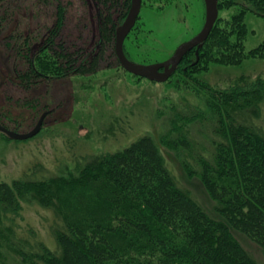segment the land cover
Here are the masks:
<instances>
[{"label":"trees","instance_id":"trees-1","mask_svg":"<svg viewBox=\"0 0 264 264\" xmlns=\"http://www.w3.org/2000/svg\"><path fill=\"white\" fill-rule=\"evenodd\" d=\"M218 7L235 11L217 19L199 62L189 67L192 74L199 66L236 65L264 56V41L249 50L244 45L245 16L264 18V0H218ZM63 16L59 10L55 28ZM29 65L26 73L15 74L17 79L36 74L34 62ZM62 69L67 70L56 63L51 70ZM189 75L185 82L200 106L188 116L176 115L159 141L194 157L197 176L214 203L213 214L177 184L155 138L146 132L115 151L82 158L74 176L68 169V175L42 182H0V237L10 238L5 231L23 204L52 209L60 221L56 251L36 239L33 230H26L23 239L12 238L21 262L257 264L238 237L264 251V78L216 88ZM1 120V126L16 132Z\"/></svg>","mask_w":264,"mask_h":264},{"label":"rangeland","instance_id":"rangeland-1","mask_svg":"<svg viewBox=\"0 0 264 264\" xmlns=\"http://www.w3.org/2000/svg\"><path fill=\"white\" fill-rule=\"evenodd\" d=\"M129 2L0 0V120L26 133L43 112H52L34 138L12 141L0 136V182L21 178L42 182L71 171L74 176L82 158L115 151L148 132L177 184L212 215L214 203L197 176L194 157L168 148L160 136L172 127L176 115L188 116L200 106L185 82L188 74L216 88L242 85L264 78V56L248 57L236 65L199 66L192 74L188 70L200 60V45L165 82L131 75L114 53V33L127 17ZM59 10L64 16L55 28ZM234 11L218 7L217 19ZM205 19L204 0H142L124 53L138 64L162 62L198 34ZM245 24L244 45L249 50L264 41V18L247 14ZM47 47L49 51L41 53ZM43 56L48 57L46 61ZM29 62H34L36 74L17 79L15 74L26 73ZM56 63L67 70H51ZM178 126L185 129L183 123ZM22 206L11 219V229L5 231L10 238L0 237L1 264H25L12 238L23 239L28 229L46 246L57 249L60 221L53 210L34 203ZM238 240L257 264H264L263 250L243 237Z\"/></svg>","mask_w":264,"mask_h":264},{"label":"water","instance_id":"water-1","mask_svg":"<svg viewBox=\"0 0 264 264\" xmlns=\"http://www.w3.org/2000/svg\"><path fill=\"white\" fill-rule=\"evenodd\" d=\"M142 0H131L130 9L127 17L120 28L116 30L114 41V52L117 61L121 67L131 75L144 78L149 81L162 83L175 72L184 55H186L194 47L202 45L208 38L218 16V0H204L206 6V19L203 27L197 35L186 42L181 43L173 55L167 60L152 64H138L130 61L124 53L123 44L126 36L133 28L135 21L139 15ZM51 110L43 112L36 125L26 133H19L7 129L0 125V132L9 139L16 141H24L38 134L41 130L45 117Z\"/></svg>","mask_w":264,"mask_h":264},{"label":"flooded vegetation","instance_id":"flooded-vegetation-1","mask_svg":"<svg viewBox=\"0 0 264 264\" xmlns=\"http://www.w3.org/2000/svg\"><path fill=\"white\" fill-rule=\"evenodd\" d=\"M141 3H142V1H141ZM130 4H131V0H130V2H129V9H130ZM129 9H128V12H129ZM140 9H141V8H140ZM131 30H132V29H131ZM131 30H130V32H131ZM130 32H129V33H130ZM115 33H116V31H115ZM115 33H114V41H115ZM129 33H128V35H129ZM128 35H127V36H128ZM127 36H126V38H127ZM126 38H125V40H126ZM125 40H124V42H125ZM123 47H124V44H123ZM196 48H197V47H194V48L191 49L188 53H190V52H192V51H195ZM123 50H124V48H123ZM114 53H115V52H114ZM173 53H174V52H173ZM173 53H172V55H173ZM188 53H187V54H188ZM187 54H186V55H187ZM172 55H171V56H172ZM186 55H184V57L182 58L181 62H180L179 65H178V67L181 65V63H182V61L184 60V58L186 57ZM115 56H116V55H115ZM125 56H126V55H125ZM171 56H170V57H171ZM170 57H169V58H170ZM116 59H117V58H116ZM167 59H168V58H167ZM167 59H166V60H167ZM164 61H165V60H164ZM73 62H74V61H73ZM76 62H78V60H77ZM79 62H80V61H79ZM79 62H78V63H79ZM162 62H163V61H162ZM185 62H186V61H185ZM178 67H177V69H178ZM177 69H176V70H177ZM176 70H175V71H176Z\"/></svg>","mask_w":264,"mask_h":264}]
</instances>
